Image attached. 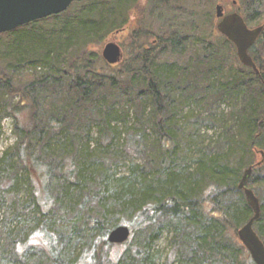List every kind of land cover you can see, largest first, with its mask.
<instances>
[{"label": "trees", "instance_id": "trees-1", "mask_svg": "<svg viewBox=\"0 0 264 264\" xmlns=\"http://www.w3.org/2000/svg\"><path fill=\"white\" fill-rule=\"evenodd\" d=\"M169 1L150 0L167 32L150 41L138 20L118 64L90 46L129 24L139 0L74 2L0 34V120L12 117L17 138L0 152V202L13 215L0 264H103L119 225L132 234L113 264H157L165 231L163 264H256L238 237L254 215L239 184L252 167L264 242V176L254 177L264 168V29L249 50L258 72L237 53L226 67L213 30L190 43ZM237 2L248 25L264 26V0ZM203 128L222 133L205 145Z\"/></svg>", "mask_w": 264, "mask_h": 264}, {"label": "rangeland", "instance_id": "rangeland-1", "mask_svg": "<svg viewBox=\"0 0 264 264\" xmlns=\"http://www.w3.org/2000/svg\"><path fill=\"white\" fill-rule=\"evenodd\" d=\"M234 1L236 3H234ZM248 1V0H244ZM169 5L173 9V14L170 12L166 13V15L174 17L176 19V24L179 28H182L183 32H187L189 37V42H194L197 40V37L202 35L205 31L213 30L214 34L211 38L210 42L213 48L215 47L216 50H220L222 57L225 58V66L229 67L231 60H234V55L232 54L237 53V49H233L230 44L220 42L222 40L220 37L216 36L218 34L217 24L219 22L218 18L216 17V6L221 4L224 6V11L226 14L238 12L239 9V2L237 0H217L208 3L207 0H170ZM244 4V3H243ZM264 4V2H263ZM257 11V10H254ZM254 11H249V14H252ZM154 13V15H153ZM158 11H153V5L151 4L150 0H139L137 7L132 11L131 18L129 24H127L122 30L113 32L107 38L98 45L90 46L91 49L99 52L102 55V51L105 45L109 42H116L119 44L123 50V59L126 57V53L130 52L129 46V35L130 32L135 28L137 22L139 20V32L141 31H149L151 35L149 38L150 41L154 42V39H158L159 31L160 32H167V30H161L162 21L157 19ZM243 14V13H241ZM253 21V20H252ZM250 22V27H257L256 23ZM263 24V23H262ZM175 25V24H174ZM193 25V26H192ZM141 35V34H140ZM168 36V35H167ZM143 37H140L139 40L142 41ZM219 42L220 44H217ZM188 46V45H187ZM223 46V47H221ZM189 47V46H188ZM215 50V51H216ZM177 61L186 62L190 60L188 55L184 57H174ZM211 60V59H210ZM229 106L222 105L218 108V113L229 112ZM13 119L10 116H6L0 120V152L8 147L12 146L16 142V135L13 132ZM205 138V145L209 144L211 140L216 141L219 139L220 134L222 133L221 130L218 129H211V130H203L201 131ZM244 140H247L244 137ZM264 143V138L260 140ZM239 154L242 155L243 152L238 150ZM264 176V168L257 171L254 177H263ZM264 196V192L262 197ZM21 201H23V194L20 195ZM261 204V203H260ZM4 209V210H3ZM8 206H2L0 202V244L2 243L3 247H7L6 240L9 237L8 229L9 227V220L6 224H4V220L8 217L11 219L13 217L12 213ZM5 211V212H4ZM16 224V223H15ZM255 228V226H254ZM256 230V229H255ZM29 234V231H28ZM170 235L169 232L165 231L160 238L155 243V251L157 252V264H163L168 257L172 253L171 244H170ZM39 239L37 236L30 235L29 242L39 244ZM131 239V238H130ZM130 239L122 244L112 245L111 247L107 248L103 255H101V260L103 264H113L118 260V258L125 252V248L130 243ZM6 245V246H5ZM19 245H21L19 243ZM22 248V245H21ZM19 247L18 249L21 250ZM32 249V247H31Z\"/></svg>", "mask_w": 264, "mask_h": 264}, {"label": "water", "instance_id": "water-1", "mask_svg": "<svg viewBox=\"0 0 264 264\" xmlns=\"http://www.w3.org/2000/svg\"><path fill=\"white\" fill-rule=\"evenodd\" d=\"M80 1L83 0H0V34L64 12L72 3ZM215 14L219 20L218 32L234 43L241 63L258 72L249 50L261 35L264 26L250 28L241 13L226 14L221 4L216 6ZM102 55L107 63L118 64L123 59V50L116 42H109L105 45ZM262 155H264L263 152ZM252 171V167L245 170L239 187L244 190L248 203L254 210V215L238 230V237L249 251L253 261L256 264H264V242L254 228L255 222L261 215L260 199L254 190L246 185ZM131 234L129 226L119 225L110 231L108 241L111 244H122L130 239Z\"/></svg>", "mask_w": 264, "mask_h": 264}, {"label": "flooded vegetation", "instance_id": "flooded-vegetation-1", "mask_svg": "<svg viewBox=\"0 0 264 264\" xmlns=\"http://www.w3.org/2000/svg\"><path fill=\"white\" fill-rule=\"evenodd\" d=\"M248 26H249V25H248ZM261 26H262V25H261ZM249 27H250V26H249ZM257 27H258V26H257ZM250 28H252V29H253V28H256V27H250ZM261 33H262V32H261Z\"/></svg>", "mask_w": 264, "mask_h": 264}]
</instances>
